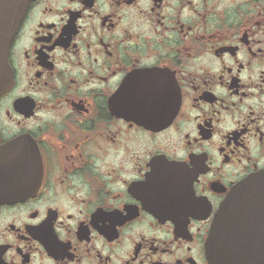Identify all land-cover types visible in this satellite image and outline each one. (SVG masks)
I'll list each match as a JSON object with an SVG mask.
<instances>
[{
	"label": "flooded vegetation",
	"instance_id": "af4514ba",
	"mask_svg": "<svg viewBox=\"0 0 264 264\" xmlns=\"http://www.w3.org/2000/svg\"><path fill=\"white\" fill-rule=\"evenodd\" d=\"M9 63L0 264L264 259V0H33Z\"/></svg>",
	"mask_w": 264,
	"mask_h": 264
},
{
	"label": "water",
	"instance_id": "95a60500",
	"mask_svg": "<svg viewBox=\"0 0 264 264\" xmlns=\"http://www.w3.org/2000/svg\"><path fill=\"white\" fill-rule=\"evenodd\" d=\"M32 1L0 0V97L12 86L9 50ZM236 188L264 190V171L242 181ZM219 221L216 218L209 241L210 254L217 264H264V259H256L254 251L244 249L242 243L232 239L234 236L225 231Z\"/></svg>",
	"mask_w": 264,
	"mask_h": 264
}]
</instances>
